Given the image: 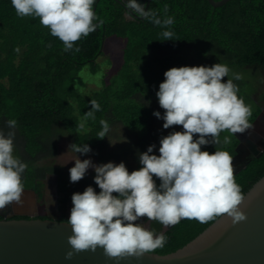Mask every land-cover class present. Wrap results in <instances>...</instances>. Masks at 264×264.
I'll use <instances>...</instances> for the list:
<instances>
[{
	"label": "trees",
	"instance_id": "obj_1",
	"mask_svg": "<svg viewBox=\"0 0 264 264\" xmlns=\"http://www.w3.org/2000/svg\"><path fill=\"white\" fill-rule=\"evenodd\" d=\"M93 9L104 23L75 42L78 52L65 51L63 42L52 36L38 17H20L11 0H0V127L9 119L17 121L14 155L27 165L22 174L24 188L40 195L42 178L47 173L56 174L60 209L66 204L73 207L74 192H83L88 185L97 192L100 189L89 175L70 182L69 170L41 163L56 152V139L65 134L69 145L87 143L92 151L77 155H92L100 163L123 161L129 172L140 168L137 151H146L160 134L151 122L153 106L144 103L158 101L155 93L167 69L226 64L229 77L232 73L243 77L234 83L239 87L238 96L251 109L249 123L264 106V0H229L218 7L208 0H150L147 10L138 14L123 0H96ZM153 14L161 20L174 18L168 29L174 33L173 40L160 41L165 29L153 23ZM110 37L124 40L123 62L109 81L84 96L76 89V77L86 65L91 72L98 71L97 59L105 53L104 44ZM92 100L99 103L100 110L94 118H86ZM101 120L110 125L108 137L114 130L120 138L117 127L122 126L133 134L132 139L108 149V137H97ZM82 122L84 127L80 128ZM225 136L230 137V143L217 147L233 156L238 134L221 132V141ZM201 147L210 153L216 150L213 144ZM263 175L264 151L234 174L243 194ZM68 217L62 212L61 221ZM141 218L147 220L146 216ZM217 218L205 223L181 219L165 229L158 221H149L148 229L168 237L164 247L154 252L175 251Z\"/></svg>",
	"mask_w": 264,
	"mask_h": 264
},
{
	"label": "clouds",
	"instance_id": "obj_2",
	"mask_svg": "<svg viewBox=\"0 0 264 264\" xmlns=\"http://www.w3.org/2000/svg\"><path fill=\"white\" fill-rule=\"evenodd\" d=\"M95 2L11 0L18 16L38 17L50 34L63 42L65 51L76 52L80 49L75 42L104 23L93 9ZM153 23L165 29L160 41L173 40L174 33L168 30L173 17L161 20L153 14ZM229 73V67L220 62L211 66H174L164 72V80L155 93L164 112L154 110L153 115L164 121V129L182 125V130L160 137L159 155L154 152V143L146 151H137L141 165L138 169L129 172L123 161L97 164L91 157L81 160L77 153L91 152L90 145H69L76 153V158L70 159L75 161L69 169L70 182H78L91 168L100 191L88 185L83 192L72 194L73 207L66 220L72 230L68 236L71 248L65 259H71L74 252H94L97 247L117 259L139 257L163 248L168 239L165 233L134 223L145 216L165 227L176 225L181 219L205 223L226 215L233 224L246 219L245 197L235 180L233 156L217 147L230 143L229 136L221 141V132L244 133L252 127L248 120L251 109L238 96L239 87L234 83L243 77L239 73L229 77ZM90 103L86 118H94L95 111L100 110L95 100ZM150 103L145 101L144 106ZM100 124L102 130L97 137H108L109 123L101 120ZM16 126L17 121L9 119L0 127V209L13 202L22 203V174L27 165L14 155ZM79 127H84L83 122ZM194 134H198L195 139ZM209 144L216 146L212 153L202 150L201 146Z\"/></svg>",
	"mask_w": 264,
	"mask_h": 264
},
{
	"label": "water",
	"instance_id": "obj_3",
	"mask_svg": "<svg viewBox=\"0 0 264 264\" xmlns=\"http://www.w3.org/2000/svg\"><path fill=\"white\" fill-rule=\"evenodd\" d=\"M123 1L133 14L143 9L146 11L150 2ZM228 1L208 0L214 7ZM250 124L252 127L244 133H237L239 143L233 155L234 174L264 151V106ZM244 197L245 220L233 224L226 215L219 216L173 252L117 259L107 256L102 247H97L94 252H74L71 259H65V253L71 248L68 243V236L72 234L70 225L58 219V210L52 213L46 205H38L35 190L24 188L22 203L13 202L6 206L11 214L0 219V264H264V175ZM14 215L32 218H14ZM39 215L55 218H39Z\"/></svg>",
	"mask_w": 264,
	"mask_h": 264
},
{
	"label": "rangeland",
	"instance_id": "obj_4",
	"mask_svg": "<svg viewBox=\"0 0 264 264\" xmlns=\"http://www.w3.org/2000/svg\"><path fill=\"white\" fill-rule=\"evenodd\" d=\"M124 40L118 37H110L106 39L104 44V51L105 53L100 55L97 59V63L99 64L100 68L97 72L93 73L90 70L89 65L84 66L81 71L79 72L78 76L76 77V89L82 93L84 96H88L92 93V91L101 87L104 81H109L110 77H112L117 70L120 68L123 62V49H124ZM150 105L153 106L154 110H159L162 114L164 109L160 108L158 101L150 100ZM149 105V106H150ZM152 125L159 130L160 134L158 136L156 144V149L154 152L159 155L158 148H159V140L160 137L163 135H167L169 132L180 128L182 130V125H173L169 129H164L162 127L164 121L162 119H158L153 115L151 119ZM118 135L121 136L116 137L114 135V130H112V135L108 137L107 147L108 149H114L119 144L128 143L130 139H132L133 134L131 132H127L122 126H118ZM69 137L65 134H61L56 139V152L51 157H45L41 163H46L53 167L62 168L69 170L72 166H74L75 161L70 159L76 158V153H74L71 149H69ZM115 144H112V143ZM81 160L91 157L94 163L99 164L100 162L97 160L96 157L92 155H77ZM68 160H70L67 164H65ZM106 163V162H105ZM65 164V165H63ZM63 165V166H61ZM91 177L95 175L94 171L90 168L87 171V174ZM55 177L52 175H45L42 178V191H43V201L44 205L48 207L49 210L54 213L56 208V201H55ZM37 200V199H36ZM54 201V203H51ZM59 212H66L68 213L69 210L65 206L63 209L58 208ZM145 227L146 222L144 223Z\"/></svg>",
	"mask_w": 264,
	"mask_h": 264
},
{
	"label": "flooded vegetation",
	"instance_id": "obj_5",
	"mask_svg": "<svg viewBox=\"0 0 264 264\" xmlns=\"http://www.w3.org/2000/svg\"><path fill=\"white\" fill-rule=\"evenodd\" d=\"M130 10V9H129ZM131 11V10H130ZM132 12V11H131ZM133 13V12H132ZM48 175H52V176H55V190H54V194H55V201L57 203L56 205V210L59 211V207H60V204H59V201H58V198H59V194H58V181H57V176L56 174L54 173H48ZM47 176V174H46ZM36 202L38 203V205H44V201L42 200L43 199V191H42V194L38 195L36 193ZM66 207L67 209L69 210V212L67 213V215L69 216L70 215V210L72 208V206L70 204H66ZM46 210H48L47 208H45ZM0 213H1V216L2 217H8L9 214H11L10 210L8 208H4V209H0ZM15 216V215H14ZM13 216V217H14ZM19 216H22V217H27V218H32L31 216H25V215H19ZM37 217H43V218H51V219H54L55 217L54 216H51V215H43V216H37ZM61 217H62V213L59 212V217L58 219L61 220ZM15 218V217H14ZM135 222H143V224L146 222V226L147 228H149V221L148 220H144L143 218H140L138 221H135Z\"/></svg>",
	"mask_w": 264,
	"mask_h": 264
}]
</instances>
